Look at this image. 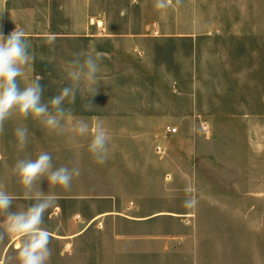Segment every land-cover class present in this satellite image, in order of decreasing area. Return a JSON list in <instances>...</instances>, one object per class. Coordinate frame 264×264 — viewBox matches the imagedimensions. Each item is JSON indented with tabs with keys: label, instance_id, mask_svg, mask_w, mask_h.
<instances>
[{
	"label": "crops",
	"instance_id": "1",
	"mask_svg": "<svg viewBox=\"0 0 264 264\" xmlns=\"http://www.w3.org/2000/svg\"><path fill=\"white\" fill-rule=\"evenodd\" d=\"M149 1H136L141 12L147 9L146 14L143 12L139 16L128 17L122 13L118 30H114L106 19H96L95 25L97 21L101 22V27H96V30L91 27L93 22L84 21V26L78 32L57 33L43 31V23L32 18L27 13V7L23 8L20 3L17 5L16 0H0V31L7 36L13 30H22L30 47L32 44L34 47L29 48L34 60L25 67L24 75L20 78L31 82L40 77L36 74L39 71L57 70L66 73L60 75L59 80L63 78V82L70 84L67 68L75 53L84 51L102 57L98 95L83 99L78 95L73 105H65L72 108L73 115L64 122L62 134L48 131L40 121L31 117L26 120L13 117L5 122L0 131V190L13 197L10 210H25L37 198L54 197L55 202L45 213L44 223L51 234L49 246L53 250L48 264L236 263L234 257L230 261L229 257L219 255L218 241L199 239L198 220L194 219L198 215L197 206L187 209L173 199L174 195H178L180 200L192 195L197 199L204 194L201 185L214 181L201 176H181L170 183L167 182V175L140 176L139 168L166 169L167 160L148 159L142 162L147 165H141L138 158L115 159L113 156L108 158L107 154L106 162L99 164L88 151L98 123L107 133L111 130L112 135L138 136L152 134L154 126L157 129L162 127L167 119L186 117V109L182 108L177 111L179 116H170L166 99L165 105L160 107L161 103L151 97L120 96L105 91L112 80H139L138 75H133L135 70L143 71L150 77V82L131 87L156 86L151 82L158 77L164 82L163 87L171 88L167 61L162 62L158 58L162 54L161 47L167 46V40L173 38L214 34L210 27L201 26L204 21L197 16L191 20V26H188L186 19L183 26H178L179 20L167 16V10L158 16L151 15V9L145 8L149 7ZM27 15L30 19H27ZM23 23L40 25L35 27L39 30L26 31ZM71 23L73 29L76 25L74 21ZM75 41L83 42V46L75 47ZM166 52L163 50V54ZM50 98L43 96L42 102ZM89 100L94 105L93 109L85 111L83 105ZM78 120H84L89 125L84 135L72 131ZM17 127L28 129L29 139L23 147L18 142L8 144L9 139L6 138L14 135ZM166 127L170 126L163 129L167 135ZM14 141H17L16 137ZM130 146L108 145V152H139L138 144ZM41 152L51 154L55 168L66 166L80 169V175L73 178L70 189L51 186L45 177L34 184L30 192L18 183L12 171L15 163L20 159H35ZM115 168L121 170L116 172ZM175 183L186 186H171ZM4 219L0 216V225ZM18 243L17 238H5L0 242L2 264H16L14 258ZM243 260L250 263V258Z\"/></svg>",
	"mask_w": 264,
	"mask_h": 264
},
{
	"label": "rangeland",
	"instance_id": "2",
	"mask_svg": "<svg viewBox=\"0 0 264 264\" xmlns=\"http://www.w3.org/2000/svg\"><path fill=\"white\" fill-rule=\"evenodd\" d=\"M16 1L43 23V31L57 33L78 32L84 21L93 22L91 27L96 30V19H106L118 30L122 13L128 17L147 13V9L141 12L137 0ZM153 6L150 0L149 7H145L151 9V15L163 14L164 11L153 10ZM167 16L179 20L178 26L184 25V19L191 26L197 16L204 21L201 26L210 27L214 34L173 38L161 47L158 58L167 61L171 88L163 87L164 82L158 77L151 79L156 86L131 87L150 82L143 71L135 70L133 75H138L139 80H112L105 91L151 97L161 103L160 107L166 99L170 116H179L177 111L182 108L186 109V117L167 119L162 127L154 126L152 134L117 136L109 130V146L138 144L140 150L109 151L108 158H138L141 165H147L144 163L148 159H166V169L144 166L139 168L140 176L167 175L170 183L181 176L214 181L202 184L204 194L197 197L198 215L194 219L198 220L199 239L218 241L219 255L230 261L234 257L235 264H264V0H180L179 4L173 0ZM71 21L76 25L73 29ZM22 25L32 32L40 26ZM75 44L83 46L81 41ZM30 48L34 49L33 44ZM163 50L167 52L163 54ZM36 74L42 78L46 97H53L68 84L63 78L59 80L60 75H66L61 71ZM18 82L21 87L29 83L20 77ZM165 126L176 127L178 132L166 135ZM12 136H6L8 144L17 142ZM179 198L173 196L183 204L184 199ZM244 258H250V263Z\"/></svg>",
	"mask_w": 264,
	"mask_h": 264
},
{
	"label": "clouds",
	"instance_id": "3",
	"mask_svg": "<svg viewBox=\"0 0 264 264\" xmlns=\"http://www.w3.org/2000/svg\"><path fill=\"white\" fill-rule=\"evenodd\" d=\"M179 4L180 0H176ZM173 0H155L154 8L167 10ZM25 33L13 30L7 36L0 31V131L6 121L13 117L38 120L50 132L62 134L64 122L72 116V108L77 94L81 98L94 97L98 93V74L101 70L102 57L81 51L74 54L68 62L67 78L70 84L60 88L56 95L47 102H42L44 86L40 77L20 86L18 78L24 75L25 67L34 57L29 52ZM83 85V87H82ZM91 100L83 105L85 111L93 109ZM89 125L84 120L74 123L72 131L78 135L88 132ZM14 135L20 146L27 144L29 135L26 127H17ZM109 136L102 124H97L94 135L88 145V151L95 162L103 164L107 160ZM22 188L30 192L37 182L45 177L51 186L64 190L71 187L74 177L80 175L79 168L66 166L55 168L52 156L41 152L35 159H20L12 169ZM53 196L40 197L25 210L11 211L13 197L0 190V216L5 219L0 225V242L5 238H17L15 255L16 264H48L52 256L51 234L44 227L45 213L53 206ZM198 201L194 195L184 200L183 206L194 209ZM2 264V262H0Z\"/></svg>",
	"mask_w": 264,
	"mask_h": 264
},
{
	"label": "built area",
	"instance_id": "4",
	"mask_svg": "<svg viewBox=\"0 0 264 264\" xmlns=\"http://www.w3.org/2000/svg\"><path fill=\"white\" fill-rule=\"evenodd\" d=\"M96 27H98V28L101 27V22L100 21L96 22ZM165 131H166L167 134H174V133H176V128L166 127Z\"/></svg>",
	"mask_w": 264,
	"mask_h": 264
}]
</instances>
